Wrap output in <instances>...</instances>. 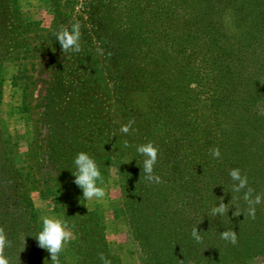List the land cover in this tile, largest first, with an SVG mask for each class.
<instances>
[{
    "label": "trees",
    "instance_id": "obj_1",
    "mask_svg": "<svg viewBox=\"0 0 264 264\" xmlns=\"http://www.w3.org/2000/svg\"><path fill=\"white\" fill-rule=\"evenodd\" d=\"M95 1L91 21L112 67L121 70L119 81L147 101V112L129 116L136 141L128 142L114 167L126 189L143 186L136 149L154 141V168L170 159L159 190L167 189L170 169L191 195L181 208L155 202L153 216L137 225L148 264H246L264 256V203L255 219L234 216L233 204L241 212L246 205L229 175L241 169L249 186L264 193V0ZM184 145L183 158L175 157ZM215 147L220 158L210 154ZM106 161L113 165L111 157ZM221 200L228 214L210 216ZM197 205L200 217L186 220ZM194 227L202 243L192 239ZM227 229L237 232L235 245L220 238Z\"/></svg>",
    "mask_w": 264,
    "mask_h": 264
},
{
    "label": "rangeland",
    "instance_id": "obj_2",
    "mask_svg": "<svg viewBox=\"0 0 264 264\" xmlns=\"http://www.w3.org/2000/svg\"><path fill=\"white\" fill-rule=\"evenodd\" d=\"M95 3L0 0V226L12 241L6 249L12 264H51L35 236L45 214L62 216L74 232L61 264H104L101 253L111 264H148L134 233L137 225L153 216L155 202L181 208L183 198L191 199L176 179L178 171L168 169L164 191L145 180L126 189L114 167L125 144L136 141L134 131L128 140L120 129L129 116L147 112V101L119 81L121 70L112 67L95 34ZM74 22L81 25V51L64 53L54 33ZM186 149L174 156L183 158ZM81 151L104 166L102 200H85L74 183V159ZM169 161L160 162L155 174L163 176ZM200 211L201 206L192 207L186 220L199 218ZM246 264H264V256Z\"/></svg>",
    "mask_w": 264,
    "mask_h": 264
},
{
    "label": "clouds",
    "instance_id": "obj_3",
    "mask_svg": "<svg viewBox=\"0 0 264 264\" xmlns=\"http://www.w3.org/2000/svg\"><path fill=\"white\" fill-rule=\"evenodd\" d=\"M56 40L59 41L62 51L64 53L81 51V25L79 22L71 23L70 27L61 25L60 29L54 33ZM135 120H129L124 124L120 131L123 134H129L134 131L133 125ZM128 145L125 144V147ZM137 152L144 157L142 164L143 178L146 182L151 184L162 183V178L155 174L154 166L157 164L159 148L154 141H149L137 146ZM210 154L214 158H220L221 152L219 147L210 149ZM74 164L76 171L73 172L75 177L74 183L83 190V198L91 201L93 199L99 201L105 198L107 192L105 187V179L102 175L101 169L96 159L87 152H79L75 159ZM229 175L233 181L232 191L235 193L243 192L240 197L244 201L246 207L243 212L240 210L238 203L234 216H239L241 213L247 218H256L257 205L264 203V193H256L255 189L249 186V180L246 173L242 174L241 169L233 168L229 171ZM239 199L233 197L232 200ZM229 204H225L221 200L218 206L211 208L208 213L210 216H224L229 212ZM38 240V246L46 249L50 253L51 264H61L60 256L64 252L67 245L74 237V232L69 225V222L59 215H43L42 216V230L35 235ZM191 237L197 243L203 242L201 231L198 227H194L191 231ZM220 238L228 243L235 245L238 241L237 232L233 229H227L220 232ZM12 246V241L8 238L4 227L0 226V264H12L11 259L6 254V249ZM23 251V250H22ZM100 259L104 264H111L109 260L100 254ZM45 261V264H47Z\"/></svg>",
    "mask_w": 264,
    "mask_h": 264
}]
</instances>
